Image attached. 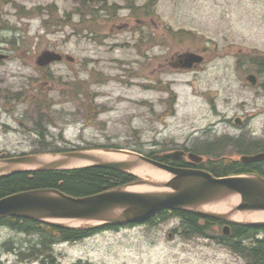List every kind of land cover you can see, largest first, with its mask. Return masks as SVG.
Segmentation results:
<instances>
[{
    "label": "rangeland",
    "instance_id": "1",
    "mask_svg": "<svg viewBox=\"0 0 264 264\" xmlns=\"http://www.w3.org/2000/svg\"><path fill=\"white\" fill-rule=\"evenodd\" d=\"M52 12L74 23L94 18L96 26L78 33L51 23ZM45 50L74 62L39 68ZM0 52L7 55L0 62V154L39 150L37 105L45 108L41 124L52 147L159 154L223 135L264 140V0H0ZM188 52L206 61L176 69L177 56ZM165 90L175 94L171 103ZM102 232L54 246L57 261L246 264L225 248L217 227L210 237L185 238L181 222L169 218ZM9 238L24 248L32 240L0 232V241ZM4 253L0 246V264H14Z\"/></svg>",
    "mask_w": 264,
    "mask_h": 264
},
{
    "label": "water",
    "instance_id": "2",
    "mask_svg": "<svg viewBox=\"0 0 264 264\" xmlns=\"http://www.w3.org/2000/svg\"><path fill=\"white\" fill-rule=\"evenodd\" d=\"M4 56L0 55V60ZM61 56L43 51L38 66L60 61ZM70 60V58H67ZM181 68H191L202 58L193 53L179 56ZM256 83L253 76L247 78ZM235 125L243 120L236 118ZM116 156L96 151H73L59 155H31L0 160V176L18 171L50 172L79 168H106L124 172H160L166 179H144L104 193L74 198L56 190L31 191L0 200V217L12 216L49 223L61 228L89 225L144 223L163 210H179L215 220L245 226L264 227V221H251L250 216L264 214V178L257 174L218 178L199 169L169 166L143 155L117 151ZM163 159L199 164L204 158L176 150L162 154ZM242 163L264 161V153L243 155ZM76 224V225H75ZM72 226V227H70ZM225 236L230 227L222 228Z\"/></svg>",
    "mask_w": 264,
    "mask_h": 264
},
{
    "label": "trees",
    "instance_id": "3",
    "mask_svg": "<svg viewBox=\"0 0 264 264\" xmlns=\"http://www.w3.org/2000/svg\"><path fill=\"white\" fill-rule=\"evenodd\" d=\"M76 12L80 17L85 16V14L81 13L80 10H76ZM47 15L51 20V23L53 22L54 25L68 26L78 33L92 31L90 27L85 25L96 26V20L94 18L91 19L94 22H88L85 17H82L81 23H74L71 21L69 16L65 18H57L53 12L47 13ZM45 23L48 22L45 21ZM262 64V61L260 63H256L257 67H261ZM262 70L263 69H258L259 72H263ZM39 107L40 105H37V113H40V115L35 117L37 120H34L36 127H38L37 133L40 138L39 151L36 153L66 152L67 149L51 147L50 144L45 142V132L43 130V127L45 126H43L41 122H47L48 119L47 116H43L41 113L45 112V108L41 107L39 109ZM95 148L110 150L117 147L102 145L95 146ZM227 148H229L231 152L230 155L264 152V140H256L253 137L247 138L246 135H240L238 137L223 135L212 140L200 141L192 148V152L205 156L207 159L205 162L197 166V168L206 170L216 177L251 173L264 177V162L243 164L240 161L231 160L227 157L228 154L223 155ZM147 156L161 161L156 152H150ZM162 161L175 167L194 168L193 165L182 159L176 161ZM137 180V177L127 172L103 168H82L58 172H20L0 177V198L22 191L44 189H56L74 197H84L98 194L116 187L128 185ZM169 218L181 219L183 224L182 234H184L185 238H190L191 235L210 237L211 234L209 233L213 231V227H221L224 224L223 222L217 220L181 211L160 212L148 223L154 224L156 221L160 222ZM5 222L9 225V227L23 230L25 233H37L34 237H37L38 239L34 238L36 239L34 241H36L37 244L39 243L37 245L38 247L32 246V252L26 256L27 258H36L39 253L45 252L46 254L48 251L51 252L52 242L54 241L80 240L83 237L93 236L100 231H105L109 229V227H117H92L90 229L79 230L61 229L50 225H44L43 232H40V224L31 220L9 219ZM229 226L231 228L230 236L223 237L221 235L219 237V239L224 243L225 248L245 261L246 264H264V227L257 228L239 224H229ZM50 263L53 264V261L51 260Z\"/></svg>",
    "mask_w": 264,
    "mask_h": 264
},
{
    "label": "flooded vegetation",
    "instance_id": "4",
    "mask_svg": "<svg viewBox=\"0 0 264 264\" xmlns=\"http://www.w3.org/2000/svg\"><path fill=\"white\" fill-rule=\"evenodd\" d=\"M6 197V196H5ZM1 199V198H0ZM12 219H20V218H12ZM5 221H7V219H3V218H1L0 219V232L1 231H5V232H12V229L13 230H15L16 232H17V234H24V235H28V236H30V235H34L35 236V234H37V233H33V234H28V233H25L23 230H19V229H17V228H12V227H9V225H7V223L5 222ZM43 226L44 225H40L39 226V230H40V232H43ZM34 236H32L33 237V240L32 241H30V243H29V246L28 247H23V246H19V245H17V243H16V241H13V250H21V251H27V252H32V249H31V245L32 246H37L38 244H37V242L36 241H34V240H36V239H34V238H37V237H34ZM38 236V235H37ZM84 238V237H83ZM82 238V239H83ZM38 239V238H37ZM46 241H48V240H46ZM75 241L76 240H62V242H59V243H57L56 244V242H58V241H54V242H52V247H51V253L54 255V253H53V247L56 245H63V244H69V245H71V244H73V243H75ZM70 242H72V243H70ZM76 244V243H75ZM42 254H45V252H42V253H39L38 255H42ZM37 256V255H36ZM21 259H22V256H21ZM57 259V258H56ZM24 260H26V259H24Z\"/></svg>",
    "mask_w": 264,
    "mask_h": 264
},
{
    "label": "bare ground",
    "instance_id": "5",
    "mask_svg": "<svg viewBox=\"0 0 264 264\" xmlns=\"http://www.w3.org/2000/svg\"><path fill=\"white\" fill-rule=\"evenodd\" d=\"M1 53V52H0ZM4 54V53H3ZM191 151H192V149H191ZM109 155H111V156H116L117 154H114V153H109ZM138 174H140V173H138ZM142 174V173H141ZM140 174V175H141ZM153 176H155V177H166V175H161L160 173H153ZM152 176V177H153ZM44 190H56V189H44ZM33 191H41V190H33ZM56 191H58V192H60V193H62V194H64V195H66V196H70V197H74V196H71V195H68V194H65V193H63V192H61V191H59V190H56ZM26 192H29V191H26ZM104 192H106V191H104ZM104 192H101V193H104ZM101 193H98V194H101ZM98 194H94V195H98ZM85 197V196H84ZM77 198H81V197H77ZM250 220L251 221H264V214L262 215V214H260V215H252V216H250ZM76 225V224H75ZM94 228H98V226L97 227H94ZM104 231V230H103ZM100 232H102V231H100ZM97 234V233H96ZM13 242L8 246L9 248H11V249H13ZM38 247V246H37ZM31 248H32V245H31ZM3 250H5L6 251V247H3Z\"/></svg>",
    "mask_w": 264,
    "mask_h": 264
}]
</instances>
